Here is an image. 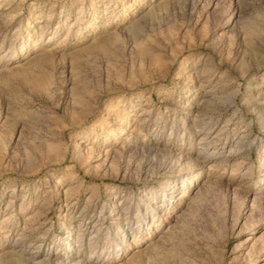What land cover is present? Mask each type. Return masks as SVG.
I'll return each instance as SVG.
<instances>
[{
    "label": "rangeland",
    "instance_id": "1",
    "mask_svg": "<svg viewBox=\"0 0 264 264\" xmlns=\"http://www.w3.org/2000/svg\"><path fill=\"white\" fill-rule=\"evenodd\" d=\"M80 259L264 264V0H0V264Z\"/></svg>",
    "mask_w": 264,
    "mask_h": 264
},
{
    "label": "bare ground",
    "instance_id": "2",
    "mask_svg": "<svg viewBox=\"0 0 264 264\" xmlns=\"http://www.w3.org/2000/svg\"><path fill=\"white\" fill-rule=\"evenodd\" d=\"M203 136V135H202ZM206 135H204L205 137ZM58 260V259H57ZM57 263V261H56ZM85 263V262H84ZM60 264H64V261L60 262ZM74 264H83V261H81V259L79 261H76Z\"/></svg>",
    "mask_w": 264,
    "mask_h": 264
}]
</instances>
